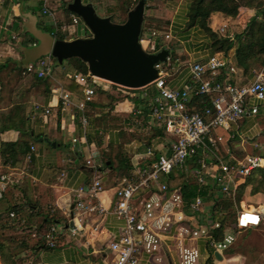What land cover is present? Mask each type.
<instances>
[{"label": "crops", "instance_id": "obj_1", "mask_svg": "<svg viewBox=\"0 0 264 264\" xmlns=\"http://www.w3.org/2000/svg\"><path fill=\"white\" fill-rule=\"evenodd\" d=\"M71 1L49 0L48 9L52 13L50 16L43 13L41 0H0V110L19 103L27 105L28 111H31V128L38 136L31 143L30 153L27 154L30 158L26 155L22 166L7 168L2 165L0 159V172L9 171L14 174V180L22 189L19 195L22 197L26 214L39 213L44 216L56 211L62 215V220L55 223L58 226L55 245L50 246L45 241L36 248L29 249L22 254L24 260L21 264H115L116 253L108 247V242L120 235L124 224L122 219L112 213L117 201L116 190L119 182L123 177L135 180L140 170L154 161L152 158L156 153L157 157L160 153L168 152L171 141V137H166L165 133L162 137L153 138L150 145L136 138L137 130L151 137L157 133L160 125L150 115L147 121L136 117L142 107L135 108L133 102L124 97L133 96L134 93L113 88L111 82L96 85L101 87L102 91L95 90L92 101L87 104L85 112L88 124L83 127L81 112L77 108L83 92L82 96L72 93L54 78L48 88L36 85L32 74L24 72L26 64L51 54L56 38L48 27L60 23L55 31L65 35L67 40L88 36V28H81L86 32L84 35L73 36L69 33L70 27L80 21L77 14H70L69 20L66 18L64 5ZM82 1L91 3L101 16L110 18L114 15L126 19L128 10L134 6L124 14L122 0ZM192 1L145 0L142 23V28L146 29L145 34L148 35L151 30L169 34V39L155 38L156 42L163 43L165 48L174 50L177 55L172 65L168 66V61L164 65L168 73L166 83L171 88L180 89L188 83L190 63L203 62L216 53L213 52L210 37L204 29L198 24L188 25V11ZM240 12L237 18L226 17L219 12L213 13L209 19V27L216 30L227 25V29L239 31L254 10L242 6ZM73 18H76L77 22H74ZM232 55L233 49L229 50L226 58L234 65ZM224 71L227 79L234 83H245L252 79L243 77L238 68L233 72L227 69ZM61 90L69 92L68 104L61 102L58 96ZM146 92L148 86L141 89L143 95ZM109 95L117 100L111 102ZM251 104L258 107L257 113L245 115L231 131L217 130L225 135V140L218 144L217 155L226 162L234 163L235 160L248 155L264 158V100H252ZM101 117V121L97 120ZM74 138L77 142H73ZM18 139L17 130L0 132V143L15 142ZM120 153L130 160L129 175H120ZM91 154L94 156V166L86 164V159ZM212 158L210 155L206 160L210 162ZM94 177L101 181L102 189L98 199L106 211L102 215L87 217L83 227L73 233L70 223L73 222L71 218L75 213V189L87 185ZM245 177L237 179L236 188ZM174 189L179 191L178 188ZM157 192L158 187L154 185L139 191L133 200L136 205H140L141 201ZM239 203L240 210L237 215L240 211L250 208L263 211L261 223L248 228L252 230V234L259 236L244 238L226 230L225 237L229 235L232 240L226 243L225 248L214 249L221 258L215 257L213 251L212 264H264V193L252 194L248 186ZM211 204L212 201L204 200L202 209L198 211L190 209L189 204L186 208L184 204L181 205L177 212L183 219L172 223L162 235V241L154 255L142 252L138 264H181L180 253L184 248L197 250L196 264H207L210 258L206 245L208 238L204 235L191 238V234L182 233L179 236L177 233L181 226L191 230L204 229L209 233V227L217 223L213 221ZM248 229H238V233ZM37 239L38 235L34 233L28 241L34 244ZM237 239L251 241L252 245L245 247L244 252L237 247V252L227 253L226 249L232 247Z\"/></svg>", "mask_w": 264, "mask_h": 264}, {"label": "built area", "instance_id": "obj_2", "mask_svg": "<svg viewBox=\"0 0 264 264\" xmlns=\"http://www.w3.org/2000/svg\"><path fill=\"white\" fill-rule=\"evenodd\" d=\"M43 13L52 16L48 9L49 0H41ZM77 22L76 18H73ZM225 25L220 27L223 30ZM64 29V28H63ZM143 41H151L153 38L169 39L170 35L151 30ZM52 61L40 58L28 63L24 69L26 72H35L43 77L50 74ZM158 76L151 83L157 89L153 96L150 116L170 135L171 141L168 152L160 153L154 161L143 167L135 180L123 177L116 190L117 201L112 208V213L124 221L121 233L117 238L108 242V247L116 253L115 264H138L139 255L145 252L154 255L162 241V235L168 231L172 223L181 221L182 216L178 209L182 203V196L177 189H168L167 184L160 180L161 175L169 174L175 167H183L186 160L198 149L202 156L198 159L199 165L189 170V173L199 184H204L209 179L214 182V187L222 193L229 194L238 185L237 179L244 177L257 167L264 166V158L259 155H248L242 159L229 163L221 159L218 153V144L225 140V135L217 130L231 131L237 126L239 120L245 115L255 114L258 107L252 105V100H264V67L255 72L252 79L245 83H234L227 79H219L221 68L230 72L235 71L234 65L227 61L226 57L216 52L203 62H193L189 65L190 77L183 88H171L166 83L167 71L163 63L155 64ZM74 80L84 86L83 97L77 103L80 110V120L85 127L88 124L86 107L92 101L95 94V86L102 85V80L89 72L72 74ZM215 94L210 105L205 108L203 114L190 111L188 103L192 95ZM63 104L70 102V94L61 90L58 94ZM47 111V110H46ZM231 137L233 134L228 133ZM73 142H77L74 138ZM213 158L210 162L206 156ZM30 158V155H27ZM86 164L94 166V156L86 159ZM210 176V178H208ZM14 179L11 172H0V197L5 192L8 184ZM156 185L158 192L136 205L134 196L141 190ZM102 189L101 181L94 177L87 185L75 189V213L72 219L71 230L77 233L84 225L87 217L102 215L106 209L98 199ZM204 200L201 196L192 198L189 202L190 209L198 211L202 209ZM249 210L256 216L254 221L244 219V211ZM12 215V214H11ZM263 211L261 209H245L236 217V227L239 230L256 227L261 223ZM218 224L215 223L214 226ZM58 226L52 225L46 232V242L50 246L55 245V236ZM191 234V238L204 235L209 240V245L214 249H223L226 243L232 240L226 236L223 242H215L204 229H189L179 227L178 235ZM198 252L196 249H186L180 253L181 264H196ZM158 259V258H156Z\"/></svg>", "mask_w": 264, "mask_h": 264}, {"label": "trees", "instance_id": "obj_3", "mask_svg": "<svg viewBox=\"0 0 264 264\" xmlns=\"http://www.w3.org/2000/svg\"><path fill=\"white\" fill-rule=\"evenodd\" d=\"M137 1L122 0L123 13L126 14L127 10L135 5ZM66 5H64V11L67 20H69V15L75 13L70 11ZM242 6L253 9L254 13L250 14L241 30H229L227 29V25L224 26L223 30H220V27L216 30H212L209 27V19L213 13L219 12L226 17L237 18L241 13L240 8ZM111 20L114 22H124L125 18L111 15ZM192 24H198L204 29L210 37V46L213 52H220L226 57L229 50L233 49L232 57L234 67L241 70L243 77L251 78L257 69L264 67V0H193L188 11V25L190 26ZM59 25L60 23L48 27V30L56 39H66L65 35L56 33L55 28ZM145 32L146 29L143 27L141 38ZM165 47L163 43L157 42L150 52ZM167 49H169L168 66H170L176 61L177 55L174 50L168 47ZM162 63L166 65L167 62ZM58 68H62V70H58ZM24 72L32 74L36 85H42L48 88L51 79L54 78L68 91L82 96L83 86L74 80L72 74L81 73L86 75L89 70L85 61L79 57H70L65 59L61 64L54 58L50 74L47 76L40 77L35 72H26L25 69ZM225 75L224 69L221 68L220 74L218 75L219 79H223ZM111 86L134 93L133 96L124 95V97L130 99L135 108L142 107L141 112L136 117L138 116L144 118L146 121L148 120L151 99L157 93L154 85H147L148 92L145 95L141 93V89L144 87L127 88L114 83H111ZM95 90L102 91L99 86H95ZM214 95L213 93L192 95L188 103L189 110L203 114L205 108L210 105ZM109 97L111 98V102L117 100V98L111 95ZM30 115L31 111H28L27 105L24 103L0 110V132L8 129H14L19 132V139L17 141L0 143V159L4 167L16 168L22 166L25 156L30 153L31 143L38 137L31 128ZM97 120L101 121L102 117L97 118ZM156 136H164L161 127L157 129V133H154L148 138L146 143L150 145L152 139ZM156 154L153 156V160H155ZM201 156V150L198 149L186 160L183 167L173 168L169 174L161 175L160 179L167 184L168 189H179L185 208L192 198L196 196H201L204 200L212 201V217L213 221L217 222L218 225L209 227V235L213 241L223 242L226 230H231L232 232L238 230L236 227V215L237 211L240 210L239 202L244 196L246 187L250 186L252 194L258 192L264 193V166L252 169L234 193L230 192L229 194H225L215 189L212 179L206 181L204 184H199L189 173L191 168L199 165L198 159ZM209 157L210 155L206 156V159ZM118 159L120 175L128 174L131 169L129 158L120 153ZM4 172L8 173L9 171ZM21 192L22 189L18 185V182L13 179L0 197L1 264H21L24 260L22 254L26 253L29 249H34L43 244L46 241V232L52 225L62 220V215H59L56 211L46 213L44 216L39 213L26 214L22 203L23 201L21 200L22 197L19 195ZM39 217L41 219L38 220ZM34 233L38 235V239L34 244H30L28 238ZM206 245L210 253L207 264H212L211 260L214 248L209 245V241ZM235 251L236 249L230 246L226 249L227 253H234Z\"/></svg>", "mask_w": 264, "mask_h": 264}, {"label": "water", "instance_id": "obj_4", "mask_svg": "<svg viewBox=\"0 0 264 264\" xmlns=\"http://www.w3.org/2000/svg\"><path fill=\"white\" fill-rule=\"evenodd\" d=\"M144 7L145 0H138L128 10L124 22H114L110 16L98 15L91 3L72 0L67 8L80 17L90 35L55 39L52 56L59 64L70 57H79L87 63L91 75L123 87L142 88L151 84L158 76L155 64L167 62L169 50L150 52L143 48L140 40ZM214 255L221 258L218 251Z\"/></svg>", "mask_w": 264, "mask_h": 264}, {"label": "rangeland", "instance_id": "obj_5", "mask_svg": "<svg viewBox=\"0 0 264 264\" xmlns=\"http://www.w3.org/2000/svg\"><path fill=\"white\" fill-rule=\"evenodd\" d=\"M95 11H96V13L98 14V15H100L99 14V11L97 10V9H95ZM101 16V15H100ZM66 20V19H65ZM81 28H83V29H85V28H87L86 27V25L83 23V21L80 19V21H79V23L78 24H74L73 26H71L70 27V34L71 35H73V36H79V35H84V34H86V32H85V30L83 31V30H81ZM88 31V34H90V31L89 30H87ZM143 36H145V39H147V35L144 33L143 34ZM157 44V42H156V39L155 38H153L151 41H143L142 42V46H143V48L145 49V50H147V51H150V50H152L154 47H155V45ZM48 57L51 59V61L52 62H54V56H52V54H48V55H45V56H43V58L44 59H48ZM259 69H257L256 71H258ZM255 71V72H256ZM102 82H105V81H102ZM150 85V84H149ZM148 125H150L149 123H148ZM136 138H138V139H140V141H147L148 140V138L150 137L149 136V134H147V133H142V132H139L138 130L136 131ZM166 135V137H170V135H168V134H165ZM160 137V136H159ZM231 231V230H230ZM232 232V231H231ZM235 235H240V237H244V238H247L248 236V238H256V237H258L259 236V234L257 235V234H252V230L251 229H248L247 231H242V233L240 232V233H238V230L237 231H235V232H233ZM31 237V236H30ZM29 237V238H30ZM29 238H28V240H29ZM239 241H241L240 242V244H238V242ZM251 245H252V242L251 241H248V242H244V239H242V240H239V239H237V241L235 242V244H233L232 245V248H234V249H236V250H239L237 247H240V250H242V252H244V250H245V247L247 248V247H251Z\"/></svg>", "mask_w": 264, "mask_h": 264}, {"label": "bare ground", "instance_id": "obj_6", "mask_svg": "<svg viewBox=\"0 0 264 264\" xmlns=\"http://www.w3.org/2000/svg\"><path fill=\"white\" fill-rule=\"evenodd\" d=\"M244 219H249L250 221H254L256 216L253 215L249 210L244 211Z\"/></svg>", "mask_w": 264, "mask_h": 264}]
</instances>
